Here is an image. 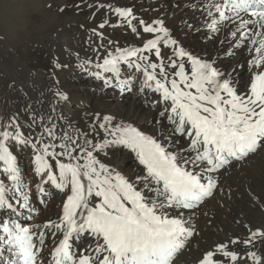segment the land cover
I'll list each match as a JSON object with an SVG mask.
<instances>
[{
	"label": "snow or ice",
	"instance_id": "1",
	"mask_svg": "<svg viewBox=\"0 0 264 264\" xmlns=\"http://www.w3.org/2000/svg\"><path fill=\"white\" fill-rule=\"evenodd\" d=\"M86 6L104 16L91 28L93 55L76 52V66L142 98L151 119L67 115L56 70L73 54L52 60L47 102L21 96L0 116V264H264V223L234 218L242 233L207 243L199 227L237 196L264 209V193L228 183L264 153V0H187V17L177 3L147 19L109 0ZM177 19L214 54L181 41ZM108 27L136 42L107 39Z\"/></svg>",
	"mask_w": 264,
	"mask_h": 264
},
{
	"label": "bare ground",
	"instance_id": "2",
	"mask_svg": "<svg viewBox=\"0 0 264 264\" xmlns=\"http://www.w3.org/2000/svg\"><path fill=\"white\" fill-rule=\"evenodd\" d=\"M34 1L35 3H33V5L35 10L40 13L44 12L45 0ZM95 2L100 3L101 0H95ZM109 2H118L121 5L135 6L137 15L145 19L155 17L158 13L162 14L164 12H168L171 15L173 7L179 3L181 7L176 10V16L185 15V17H187V13L185 12L187 0H109ZM91 3H93V0H72V10L68 16L72 17L76 22H67L62 24V27L52 28V30L49 31L47 49L44 48L43 50L35 52L32 50L33 46L28 45H22L13 49L14 51L16 50L13 55H18V57L12 59L11 62L24 69H28L30 73L25 75V77H19V79L17 77L14 79H6L0 75V83L1 81H7L9 87V85L15 81V89L10 87L13 93L20 90L24 99H28V97L31 96L33 100L39 98L47 102V96L42 94L47 93L48 87L52 83V78L50 76V72L53 70L51 61L59 59L62 62H68L70 60L69 53L71 52L73 55L70 66L61 70H56L60 86L71 96V101L65 106L67 115L72 116L74 113H78L81 118H86L84 115L85 112L91 113L94 110H100L104 113H126L138 124L147 127L148 125L145 124V119L147 117V119L150 120L151 116L142 106V98L118 94V90L104 88L101 81L93 79L76 66L78 64V61L74 59V54L76 52H79L82 57L85 52H87L89 56L93 55L91 47L89 46V38L91 37V40L95 41L96 37L92 36L91 28L98 24L100 18L104 16V10H101L93 17L91 15L93 9L86 6ZM76 5L80 7L77 8ZM65 13L64 11L61 18H66L67 15H65ZM15 14L16 17L29 20V17L23 15L26 13L22 12L20 9H18ZM176 24L179 39L181 41H184L189 47L195 48L201 55L207 56L209 53L214 54L212 45L206 40L198 38L195 35L185 36L179 30L178 19ZM104 32L107 39L117 41L121 46L136 42L134 36L124 28L113 29L108 27ZM92 46L94 47L95 45ZM11 51L12 50H10V52ZM32 56H35V58L29 61ZM246 75L247 73L245 72V78ZM5 87L7 88V86H4L6 90ZM2 88L3 87H1V90ZM25 93L28 95L26 96ZM17 99L18 97H16L14 101ZM6 103L4 101L0 102V116L9 114L7 108L8 103ZM118 159L121 166L132 165L131 159L127 157L121 156ZM228 183L232 185L233 190L239 186L240 192H245L246 189L250 187L257 193H264V153L253 157L239 170L235 171L232 179L228 181ZM49 203L50 211L48 214L53 215L57 211L56 205L59 204V198L55 197L50 200ZM53 218H55L54 215ZM234 218L251 220L257 224L264 223V209L250 203L246 195L243 199L237 196L230 205H225L223 209L212 208L209 216V219L213 221L212 224H207L204 217H199V227L203 230V235L205 237V240L201 241V243H207L212 239L222 238L225 232L229 235L232 232L242 233V228L234 222Z\"/></svg>",
	"mask_w": 264,
	"mask_h": 264
},
{
	"label": "rangeland",
	"instance_id": "3",
	"mask_svg": "<svg viewBox=\"0 0 264 264\" xmlns=\"http://www.w3.org/2000/svg\"><path fill=\"white\" fill-rule=\"evenodd\" d=\"M49 2L53 3L52 9H48L45 6L46 3ZM33 3H35L34 0H0V37H3V39H0V75L6 79H14L15 77L19 79V77H25V75L30 73L28 69H24L11 62L12 59L18 57V55H13L16 51L13 49L22 45L33 46L32 50L35 52L43 50L44 48L47 49L49 43V31H51L52 28L59 26L62 27V24L67 22H76L72 17L68 16L72 10V0H45V11L42 13L35 10ZM57 6H66V18H61L63 13L57 12ZM18 9L25 12L26 14L23 15L29 17V20L16 17L15 13ZM10 50H12V53ZM34 58L35 56H32L29 61H32ZM4 86H7V88L5 87L6 90L4 89ZM1 87H3L2 90ZM10 91L7 81H1L0 96L3 99L0 97V100L2 99L1 101H4L5 103L7 100L8 104H6L9 114L11 111L15 110L14 106L16 107L17 103L21 104L20 97L22 96L20 90H18V92H16V90V93ZM16 97H18V99L14 101Z\"/></svg>",
	"mask_w": 264,
	"mask_h": 264
}]
</instances>
